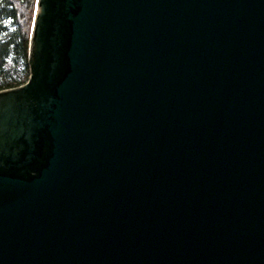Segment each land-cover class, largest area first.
<instances>
[{"label":"water","instance_id":"1","mask_svg":"<svg viewBox=\"0 0 264 264\" xmlns=\"http://www.w3.org/2000/svg\"><path fill=\"white\" fill-rule=\"evenodd\" d=\"M0 91V264H264V0H37Z\"/></svg>","mask_w":264,"mask_h":264},{"label":"trees","instance_id":"2","mask_svg":"<svg viewBox=\"0 0 264 264\" xmlns=\"http://www.w3.org/2000/svg\"><path fill=\"white\" fill-rule=\"evenodd\" d=\"M37 0H0V91L24 85Z\"/></svg>","mask_w":264,"mask_h":264},{"label":"rangeland","instance_id":"3","mask_svg":"<svg viewBox=\"0 0 264 264\" xmlns=\"http://www.w3.org/2000/svg\"><path fill=\"white\" fill-rule=\"evenodd\" d=\"M29 53H30V51H29Z\"/></svg>","mask_w":264,"mask_h":264}]
</instances>
